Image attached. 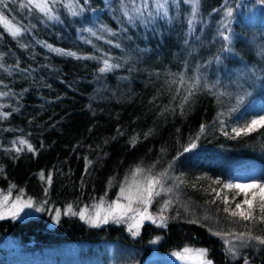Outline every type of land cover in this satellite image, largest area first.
<instances>
[{
	"label": "trees",
	"instance_id": "1",
	"mask_svg": "<svg viewBox=\"0 0 264 264\" xmlns=\"http://www.w3.org/2000/svg\"><path fill=\"white\" fill-rule=\"evenodd\" d=\"M26 3L0 4L21 29L13 37L0 23V197L32 207L24 219L7 211L12 204L0 209V236L26 264H62L60 249L97 245L135 254L125 264L185 247L206 249L212 264H264V244L253 240L231 260L210 234L223 227L212 222L235 219L222 203L238 196L222 189L234 184L235 164H256L253 181L264 183V128L233 132L264 115V2L199 0L194 11L193 0H50L48 14ZM105 60L118 67L101 73ZM158 165L178 177L196 223L182 216L131 238L121 226L94 227L67 212L89 214L101 199L108 206L129 172ZM241 225L264 237V223ZM91 254L75 264H95Z\"/></svg>",
	"mask_w": 264,
	"mask_h": 264
},
{
	"label": "snow or ice",
	"instance_id": "2",
	"mask_svg": "<svg viewBox=\"0 0 264 264\" xmlns=\"http://www.w3.org/2000/svg\"><path fill=\"white\" fill-rule=\"evenodd\" d=\"M5 0H0V4H3ZM49 2L50 0H27L26 4H22L21 7H29L31 6V9H36L39 12L48 14L51 9L49 8ZM52 3H55V0H51ZM87 2V0H86ZM264 2V0H262ZM194 4V11L195 8L199 4V0H193ZM71 14L73 16L78 15V13L75 10H72L73 6L71 4L68 5ZM163 7V5H161ZM83 11V9H81ZM166 14V13H165ZM127 15V13H125ZM225 15L227 17L232 16V10L231 8L227 9L225 12ZM52 18V17H50ZM0 23H3L6 27L9 28L11 31V34L13 37L18 36L21 32V29L19 27H11L9 25L8 20L5 18V16L0 13ZM224 27H227V25H224ZM90 31V30H89ZM95 35V33H92ZM223 35V33H221ZM223 39L225 41L230 42V37L227 35H223ZM119 45H117L118 47ZM50 47V46H49ZM54 51H60L59 49H54ZM69 55H75L74 53H68ZM113 67H118V65H111L108 63L107 60L104 61V67L100 68L99 71L101 73H105L107 71H110ZM258 128H264V115L259 116L256 119L251 120L248 124H246L244 127H238L234 128L233 132L236 136H240L242 134H248L251 132L256 131ZM204 131V128L201 127V132ZM21 145H24L26 141L20 140L19 142ZM196 145L192 144V147L194 148ZM28 150L32 151L31 145L28 146ZM17 151H20V149H17ZM185 151H188L186 148ZM143 169L137 167L133 173L132 176V182L129 185V187H121L120 194L116 201H113L111 204H108L106 214L101 216L100 209L103 208L104 200L101 199L100 203L98 205H95V216H88V209L84 208L79 213L73 212L72 207L69 206L67 209L68 213H71L72 215H79L80 219L84 220L87 217V222L90 223L92 226H98L100 223H108L109 218H113L116 222H122L127 218L128 220H131L132 223L129 225V231H132L133 228L136 229V231H132V234L138 235L139 234V228L142 225L144 220H151L153 223H156V219L153 218L152 215L148 213V206L152 203L154 196H159L161 192H170L171 189H165L164 187V181L167 178V172H161L157 176L148 175L145 177L142 181H137L136 177L143 173ZM41 178L43 179V174H41ZM48 183H51V176L48 177ZM215 184H219V180L213 181ZM157 186H159V190H157ZM226 189H235L237 194L243 193L244 194V200L240 203L235 204V208H230L228 205L230 201L227 197H224L222 199V203L225 205L223 208V211L225 213H228L229 216L233 218H239L240 221L245 222H253V223H264V183H260L257 181H252L250 183H227L223 185ZM134 189V191H133ZM215 191V190H213ZM251 191V198H249V192ZM217 198H220V194L216 193ZM10 198L9 195H3L2 200H0V207H3L7 204L8 200ZM121 199L127 200V204H121ZM235 199V196L233 197V200ZM215 202V201H213ZM171 203V201H165L163 204V207L161 208V212H163ZM138 205L137 207H133V205ZM246 206V207H245ZM25 207H32V201H22L20 197H17L15 202L12 203L10 208L7 209V211H10L12 213L13 218H16L19 215V212L23 210ZM258 210V212H257ZM36 211H41L40 208H37ZM129 213H132V215H129ZM57 217H59L60 213L57 212ZM5 218V213L0 212V219ZM161 223L158 226H165V220L166 218L163 216L159 217ZM192 223H196V221H191ZM213 235H221L223 238L222 233L213 232ZM245 236L249 240H256L260 244H264V237L261 236H253L251 234V230H249L248 233H241L240 235L236 236V239L238 240H244ZM159 238H157L158 240ZM157 240L152 241V243H156ZM225 243L227 244L228 241L225 239ZM228 251L235 255L234 249L229 248ZM173 255L181 261L194 259L198 260L200 264H212L210 260H207V250L206 249H192L189 247H185L182 252H174ZM246 264V262H245Z\"/></svg>",
	"mask_w": 264,
	"mask_h": 264
},
{
	"label": "rangeland",
	"instance_id": "3",
	"mask_svg": "<svg viewBox=\"0 0 264 264\" xmlns=\"http://www.w3.org/2000/svg\"><path fill=\"white\" fill-rule=\"evenodd\" d=\"M135 169L132 170L131 172H129L128 175L125 177V179L122 182L121 186L119 187L118 193L116 194L113 201L117 200V198L120 194L121 187H125V188L129 187V185L132 182V176H133ZM141 169H143L144 171H143V173H141L140 175H138L136 177L137 181H142L148 175L157 176L161 172H167V178L164 181V187H165V189L170 188L171 191L170 192H161V194L159 196L153 197L152 203L148 206V213L150 215H152L153 218L156 219V223H153L151 220H144L142 225L139 228V234L141 233V230L145 225H148L149 227H155L156 229L165 228L169 219H177L178 217L188 216V219L190 221H194V219L189 218V215H190L189 208L185 204H183V202H182V199H184L185 196L183 195V188L180 184V181L178 180V177L174 174V172L172 171V169L169 165H158L157 168L155 166L143 167ZM233 171H234V178H233L234 184H236V183H250L259 174V170L257 169L256 164L246 163V162L235 164ZM223 188L224 187H222V189ZM157 190H159V186H157ZM133 191H134V189H133ZM229 191H231L235 195H238V196H235L234 200H233L234 196L231 197V200L229 203V205H231L230 206L231 208H235L234 202L237 200L236 198L241 197L242 201H243L244 200V194L243 193L237 194L235 189L224 188V193H228ZM249 198H251V191L249 192ZM0 200H2L1 197H0ZM169 200L171 201V203L163 212H161V208L163 207L164 202L169 201ZM120 202H121V204H125V205L128 203L127 200H123V199H121ZM8 204H12L10 198H9L6 205H8ZM6 205H4L3 207H6ZM137 206L138 205H135V204L133 205V207H137ZM3 207H0V209H2ZM8 207H6V208H8ZM106 210H107V206H103V208L100 209L101 216L106 214ZM23 211H25V210L23 209L22 211L19 212V215L17 216L18 218L24 219L30 215V213L23 215L24 214ZM95 212H96V209L92 210V212H90L88 214V216L94 217ZM201 214H203V213H201ZM129 215H132V213H129ZM160 216H163L166 218V220L164 222L165 226H163V227L158 226L161 223V221L159 219ZM201 221H208V217L206 215H201ZM197 222H200V221H197ZM131 223H132V221L128 220L127 218H125V220L122 222H116L113 218L110 217L108 223H100L99 225H101V226H110V225L121 226V227H123L126 234L132 238V237L138 236L139 234L135 235V236L132 234V231H136L135 228H133L132 231H129V225ZM211 224H214L216 226L217 225L218 226L223 225V227L221 226L222 227L221 229L219 228L217 231L213 230V232H218V233L223 234V238L221 235H217L216 237L221 239V241L224 245L225 252L231 260L236 259L239 255L240 251L243 248L250 246V244H254L253 240H249L247 238V236H245L244 240L236 239L237 235H240L241 233H248L245 230H239V228H241V226L243 224L241 225V221L239 220L238 217H237V219L236 218L232 219L230 217H226L223 220V222H221V223L218 221H215V222H212ZM213 229H216V227H214ZM254 229H255V233L257 234L259 232V230H257L256 227ZM213 232H210V234L212 236H213ZM252 235H254V234H252ZM225 239L228 241L227 244L225 243ZM154 240H157V238H155ZM157 242H158V240H157ZM157 242L156 243L151 242V245H155V244H157ZM255 242H257V241L255 240ZM29 246L34 247L32 243ZM0 248H3L4 250H6L5 254L0 252V264H26V262L28 261V259L22 258L21 254L19 253V250L21 248H19L12 239L0 236ZM229 248L234 249L235 255H233L232 253H230L228 251ZM182 251L183 250L176 251V252H182ZM87 252H90V254L92 253L94 255L93 256L91 254V257L93 260H95L94 261L95 264H96V262L97 263H105V262L107 263L109 260V257H111L112 259H118V261L115 262V264H125L127 262V260L133 258V256H131V255H135V254L127 253L123 250L117 251V249H115L114 245H113V247L112 246L109 247V246H105V245L104 246L103 245L102 246L97 245L96 248H92L91 250L89 249V247H85V246H81V247L80 246H73V247L62 248L58 251L56 256L59 257L62 264H73V263L75 264V260L77 259L79 254L80 253L84 254ZM104 253H106V254H104ZM124 253L129 254V255L126 256ZM173 253L163 255V254H159L158 252L153 251L149 257L144 258L138 264H200V262L198 260H194V259H189V260H185V261L178 260L173 255ZM52 256L53 255H51V256L48 255V257H49L48 261L51 260ZM134 258H135V256H134Z\"/></svg>",
	"mask_w": 264,
	"mask_h": 264
},
{
	"label": "water",
	"instance_id": "4",
	"mask_svg": "<svg viewBox=\"0 0 264 264\" xmlns=\"http://www.w3.org/2000/svg\"><path fill=\"white\" fill-rule=\"evenodd\" d=\"M46 234H52V233H50V232H46Z\"/></svg>",
	"mask_w": 264,
	"mask_h": 264
},
{
	"label": "bare ground",
	"instance_id": "5",
	"mask_svg": "<svg viewBox=\"0 0 264 264\" xmlns=\"http://www.w3.org/2000/svg\"><path fill=\"white\" fill-rule=\"evenodd\" d=\"M234 167H235V165H234ZM234 167H233V168H234ZM233 168H232V169H233Z\"/></svg>",
	"mask_w": 264,
	"mask_h": 264
}]
</instances>
